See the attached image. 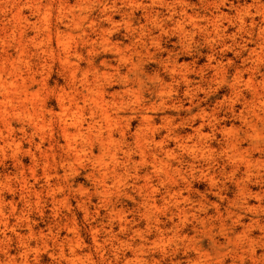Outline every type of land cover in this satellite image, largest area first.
Here are the masks:
<instances>
[{
  "label": "rangeland",
  "instance_id": "rangeland-1",
  "mask_svg": "<svg viewBox=\"0 0 264 264\" xmlns=\"http://www.w3.org/2000/svg\"><path fill=\"white\" fill-rule=\"evenodd\" d=\"M31 1L0 0V76L8 84L15 85L12 88L8 85V90L16 89L15 96L19 97L0 96V179L4 181L0 184V194L7 205L4 216L17 224L16 232H28L25 222H16L18 212L28 217V225L35 231H46L57 222L61 228L59 238L67 236L71 239L64 246L73 264H264V209L259 207L264 206V197L261 196L264 183L256 177L257 172L264 174V124L257 128L259 139L256 143L243 139L244 159L237 158V165L242 171L245 160L252 162L253 176L248 186L253 193H260V203L252 198V210L241 213L245 216L243 222L252 224L251 238L244 237L243 228L233 223L234 217L230 214L239 212L235 201L238 198L237 182L229 174L220 175L221 168L215 166L217 178L214 185L196 174L193 179H188L190 186L184 192L185 196L189 192L193 200L202 201L206 212L190 211L180 227L181 238L173 239L164 251L150 249L143 254L124 251L115 240V237L123 242L137 240L134 229L138 226L145 230L136 203L113 191L108 199L121 209L127 222L123 225L125 227H121L115 216L110 220L108 210L102 207L101 197L95 194V179L100 175L97 164L99 150L95 147L92 155H82L74 162L70 160L72 171L65 174L67 167L63 166L65 158L61 147L65 142L59 128L64 105L71 106L70 110L75 112L73 100L77 99L78 106L88 108L83 97L74 91L71 73L74 74L76 87L80 89L79 80L86 72L90 81L94 79V68L106 72L111 77L107 80L110 83L106 89L109 95L104 97L107 104L103 102L101 105L100 99L98 103L111 116H116V109L110 105L113 99L118 101L119 98L111 94L125 89L118 84V79L126 74L129 80L134 81V74L128 73L133 64L140 68L144 84L129 85L133 95L127 94L124 100L130 104L119 112L122 118L115 120L116 131L111 148L118 150V161L122 160L120 148L126 142L136 151L135 132L141 118L140 113L134 111L159 104V96L153 90L155 86L165 91L169 103L182 102L181 117H189V112L197 114L200 110L205 111L206 118L215 116L219 123H225L227 127L232 125L243 138L242 131L246 128L235 114L243 109L241 104L244 100L253 102L264 119V36L259 34L260 26L264 25L263 10L256 13L255 9L247 8L251 0H227L223 5H219L218 0H208L211 3L208 6L189 0L188 15L193 21L184 19L187 37L181 42L182 32L174 22L164 20L168 17L166 5L169 9L177 7L176 0H120L118 7L123 11L114 18L115 24L103 25L107 30L104 38L95 35L99 31L93 33L91 18L74 29L69 9L62 12L68 17L62 16L60 21L58 10L46 12L41 9L37 14ZM33 1L37 3L39 0ZM76 1L69 0L70 6L75 5V14L79 12ZM98 2H90V10L94 8L95 12L92 18L98 13V10L95 11ZM82 5L87 6L84 2ZM143 6L152 15L158 12V20H163L164 26L156 24V17L144 20ZM217 13H221L220 36L213 33L211 23H208L211 15ZM46 14L48 16L45 17ZM202 17H205L204 20ZM252 20L255 25H252ZM194 23H198L202 30L195 29ZM84 32L92 37L87 44ZM138 39L145 44V49L139 54L135 45ZM253 50L255 53H252ZM120 53L129 59L126 64L119 61ZM212 58L218 62L217 70L208 67ZM103 61L110 66L105 67ZM165 65H177L184 69L189 82L182 81L177 75L172 77ZM256 66L258 69H253ZM12 67H19L20 70L16 72ZM240 75L242 78L237 80ZM187 89L194 95L192 102L186 95ZM229 100H238L234 114L228 111ZM146 112L157 126H162L165 115L176 116L172 111ZM199 123L200 119H197L190 125L186 124L184 132H191ZM205 124L204 132L210 134L212 124L207 121ZM160 133L164 136L166 129L160 127ZM220 139V134H217L213 139L215 146ZM33 159L37 163L36 169H33ZM101 159L110 163L108 157ZM135 160L138 168L143 170L140 156L135 155ZM43 164L57 170L58 182L63 187L57 197L66 199L67 206L60 204L54 207L50 197L42 190ZM17 168H24V176L40 192L42 202L39 207L31 206L22 199V179L17 175ZM32 170H35L36 181ZM53 181L56 182V179ZM12 201L16 204L15 213L9 206ZM83 203L89 207L88 214L83 209ZM70 220L74 224V232L64 230V224ZM56 228L59 229L58 226ZM60 239L58 242L61 243ZM15 248V245L12 246L11 255H16ZM71 250L75 251V256H72ZM52 253L51 246L44 248L40 252L41 264H70L58 259L57 255L51 257ZM34 255L30 254V258L33 259Z\"/></svg>",
  "mask_w": 264,
  "mask_h": 264
},
{
  "label": "bare ground",
  "instance_id": "bare-ground-1",
  "mask_svg": "<svg viewBox=\"0 0 264 264\" xmlns=\"http://www.w3.org/2000/svg\"><path fill=\"white\" fill-rule=\"evenodd\" d=\"M120 0H99L96 10L98 13L92 18L94 8L92 10L91 0H77L78 13L75 14L73 11L75 5H69V0H39L31 3L34 6L36 13L43 9L46 12L56 9L59 11L58 17L61 20L62 12L65 9H69L71 16V27L77 29L82 21L91 18V25L93 33L98 34L100 37L106 35L107 30L103 28L104 24L113 25L115 24V17L117 14L123 11L121 7H118ZM199 4L205 6L210 5L208 0H197ZM83 2L87 5L84 7ZM219 5L227 3V0H218ZM177 7L166 5L167 15L166 19L175 23V26L182 32L181 42L186 38L185 20L189 18V21H193V18L188 15L189 0H176ZM216 5V3H213ZM73 6V7H72ZM84 7V8H83ZM144 20L159 19L158 12L152 15V12L146 7H142ZM247 8L255 9L256 13H260L263 10L262 21L264 24V0H251L250 5ZM83 13H86L84 16ZM48 14L45 15V17ZM210 21L213 33L217 35L220 33L221 24L219 19L221 13L212 14ZM67 18L68 16H63ZM62 17V18H63ZM77 18V19H76ZM205 17H202L204 20ZM78 20V21H77ZM252 25H255L254 20L251 21ZM157 25L164 26L163 20H158ZM193 27L198 30H202L198 23H194ZM207 31L208 29H204ZM208 32V31H207ZM86 35V32H84ZM259 34L264 36V25L260 26ZM88 40L85 44L92 40L91 35H86ZM220 36V35H219ZM136 53L139 54L141 50L145 49V44L138 39L135 44ZM120 52V49H118ZM255 53V50L252 51ZM128 58L120 53L119 61L123 64L128 62ZM67 59L65 60V63ZM162 64H165L164 62ZM105 67L110 65L103 61ZM171 67V68H170ZM165 65L166 71H169L170 75H177L180 79L186 83L189 82L188 75L177 65ZM209 69L217 70L218 62L215 58L211 59L208 65ZM253 69L257 70L258 66ZM12 70L18 71L19 67H12ZM134 74V81L128 79V74L125 77L118 79V84L122 85L125 89L122 92L112 93L111 96L118 97L119 100L113 99V103L110 107L116 109V116H111L108 110L102 105L106 102L104 97L109 95L107 87L110 83H107L108 77L106 72H102L100 69L94 68V79L90 81L87 76V72L82 80H79L80 89L76 87L74 74L71 73L72 82L74 85V91L77 95H80L84 99V104L87 105V109L82 106H78L77 99L73 100L76 105L75 112L71 109V106L64 105L62 107L61 117H59L60 130L62 138L65 142L61 147L63 148L64 164L66 165L67 171H72L71 163L73 160H80L81 156L85 157L93 154L95 147L100 152L98 159V172L99 177L95 179V194L101 197L102 207L108 210V216L110 220H113V216L118 220L121 227L126 224L127 220L123 216L121 209H117V206L108 199V197L114 192L122 194L123 197L130 201H133L137 205L140 219L144 221V231L138 226L134 229V238L130 242L120 241L119 238L115 237L116 242L119 246L131 253L143 254L145 250H162L164 251L166 246L175 238H181L180 227L184 225L187 215L190 211L196 213H205L206 207L202 201L193 200V196L188 192L184 195L186 188L188 189L190 183L188 179H193L196 174H200L204 177L211 186L216 183V173L214 167L219 166L221 168L220 175H231L237 182L238 187V198L237 205L239 212H231L230 214L234 217V224L240 225L243 228V235L246 239L250 237V229L252 224H245L241 213H249L252 210L250 206V200L255 198L260 203V193H253L248 186V181L253 176V165L250 160L243 162L244 169L241 170L240 166L237 165V158L244 159L242 154L246 151H242L243 139H249L256 143L259 139V132L257 128L260 124H264V119L258 114L257 107L253 102H247L244 100L242 110L239 114H235L240 118L242 126L246 129L242 131L243 138L239 132L234 129L232 125L227 127L225 123L221 124L217 121V117L213 116L210 119L206 118L205 111L200 110L199 113L193 114L189 112V117H181L183 111V105L181 101L169 103L165 98V91L158 89V86L153 88L154 92L159 96V104L151 106L149 108H139L131 110L140 113L141 124H139L138 130L135 132V147H131L130 143H127L120 148L123 157L121 161L117 160V151L115 148H111L113 142V135L116 131V119H121L119 112L129 106L130 103L126 102L124 98L128 95H133V90L130 88V84H138L139 86L144 84L142 72L140 68L132 64V69L128 70V73ZM242 75L236 79L240 80ZM9 88L15 87L13 83L8 84L7 81L2 80L0 76V96L4 95L9 97H15L19 99L17 90L10 91ZM234 87V85H233ZM188 91V92H187ZM191 90H186V95L190 99V102L194 99ZM169 92H167V95ZM93 96L92 99L90 96ZM96 97V98H95ZM100 99L101 105L98 103ZM137 101V98L135 97ZM117 101V102H116ZM238 100H229L228 111L232 114L235 113V105ZM134 103H136L134 101ZM107 104V102H106ZM140 106V104H139ZM146 110L156 111L161 110L172 111L176 116L165 115L162 117V126H157L153 122V118L149 115ZM191 110V109H190ZM86 111L88 117L86 118ZM130 118H128L129 120ZM200 119V123L197 127L192 128L191 132H184V126L191 124L192 122ZM179 120V121H177ZM212 124V129L209 131L210 134L205 133L206 124ZM160 127L166 129L164 136L160 133ZM253 132V133H250ZM262 133V132H261ZM264 133V132H263ZM262 133V135H263ZM1 134V133H0ZM217 134H220L221 139L215 146L213 139ZM173 143V145H171ZM71 154L73 158H71ZM135 155L140 156L143 170L138 168V162L135 160ZM35 157V155H33ZM101 157H108L110 163L103 161ZM70 160H72L70 162ZM73 161V162H74ZM34 168L36 169L37 163L33 159ZM229 170V171H228ZM17 175L22 179V199L31 206L39 207L41 204L40 192L34 188V184L29 183L28 179L24 176V168H17ZM228 171V172H227ZM35 172V170H34ZM33 170V178L36 181V175ZM43 178L44 185L42 190L46 192V195L50 197L52 205H66V199L58 198L57 195L62 193L63 187L58 182L59 177L57 170L43 164ZM231 177V178H232ZM256 177L259 181L264 183V174L257 172ZM52 179H56V182ZM4 183L0 179V184ZM7 188L9 186L5 184ZM42 193V192H41ZM264 197V192H262ZM255 195V196H253ZM194 203H197L194 205ZM6 202L4 196L0 194V264H41L40 252L44 248L51 246L52 254L57 255L58 259H64L66 262L73 264V259L68 258L65 252L64 243L70 242L71 239L65 236L60 239L58 234L61 230L60 225L56 223L49 226L46 231H35L29 224V219L23 212H18L16 222L26 223L27 234L17 233L15 227L17 224L11 223L8 217L4 216V209L6 208ZM12 213L17 211L16 204L14 201L9 203ZM264 209V206H259ZM83 209L87 214L89 213V207L86 203H83ZM22 211V210H21ZM58 215H55V217ZM195 216V215H194ZM59 227L57 229L56 227ZM57 229V231H55ZM74 224L70 220L64 224V230L74 232ZM133 238V239H134ZM60 239L61 243L58 242ZM15 241V244L13 242ZM32 241L35 245L32 246ZM51 244V245H49ZM15 245L16 255H11L12 246ZM74 250H71L72 256H75ZM30 254H35L33 259L30 258Z\"/></svg>",
  "mask_w": 264,
  "mask_h": 264
}]
</instances>
